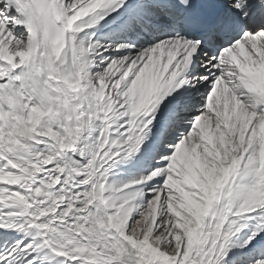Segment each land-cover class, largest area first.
I'll use <instances>...</instances> for the list:
<instances>
[{
	"label": "snow or ice",
	"instance_id": "1",
	"mask_svg": "<svg viewBox=\"0 0 264 264\" xmlns=\"http://www.w3.org/2000/svg\"><path fill=\"white\" fill-rule=\"evenodd\" d=\"M0 264H264V0H0Z\"/></svg>",
	"mask_w": 264,
	"mask_h": 264
}]
</instances>
